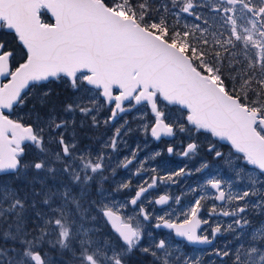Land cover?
<instances>
[{
    "label": "snow or ice",
    "instance_id": "obj_1",
    "mask_svg": "<svg viewBox=\"0 0 264 264\" xmlns=\"http://www.w3.org/2000/svg\"><path fill=\"white\" fill-rule=\"evenodd\" d=\"M197 8L208 10L216 21L215 29L205 16L196 13ZM44 10L54 22L41 19ZM184 15L194 16L202 23L185 25L184 29L168 25L169 18L178 21ZM0 30L13 32L20 45L17 59V49L0 41V174L19 175L24 167L37 173L46 169L55 175L57 169L49 167V161L43 158L23 164L25 142H31L40 154L47 153L44 136L47 129L51 142L59 146L54 160L63 165L59 171L69 181L62 185L63 191L58 188L33 193L31 208L38 232L28 231L24 222L27 196L21 198L18 192L3 189L0 219L8 217L9 227L2 233V239L11 241L13 246L0 248V264H49L42 250L45 243L72 251L79 264H125L126 258L137 249L151 255L154 264H180L179 259L172 260V246L165 239L158 242L153 239L150 246L141 247L146 229L140 223L133 224L132 217L125 219L107 198L103 201L88 198L87 189L96 176L102 177L101 183L107 179L103 177L105 154L102 152L93 160L90 154L77 152L75 140L69 141L61 131L67 129V120L49 115L45 129L38 127L42 123L39 113L36 123L25 124L22 118H10L17 108L26 106L32 89L39 91L50 80L65 78L75 91L94 90L89 97L92 107L73 101L65 108L68 113L78 109L85 117L92 115L100 106L99 98L110 109L111 115L105 121L108 123L143 106L145 113L133 119L138 120L145 134L150 129L153 139L173 137L177 127L181 133L209 134L226 142L238 154L233 169L238 182H242L244 174L241 167L246 170L251 166L258 173L250 174L247 187L235 194L231 189L225 190L226 181L218 175L201 186L213 190L209 217H230L227 228L217 223L211 227V236L199 234L201 225L209 224L208 219L200 218L206 198L203 195L182 212V219H172L175 212L155 217V228L172 230L176 237L190 244L212 245L226 231L237 233L239 239V232L250 223L246 218L250 206L264 212V0H0ZM225 60L231 87L224 76ZM49 94L43 91L36 98L43 105ZM162 104L178 106L182 118L167 122ZM92 121L98 126L95 116ZM129 123L125 120L104 147L115 151L122 132L131 130ZM197 148L195 142L188 143L182 154L189 156ZM167 151L173 153L174 148L169 146ZM138 152L139 149L132 151L122 167L136 162ZM209 152H214L216 158L223 156L214 144L209 146ZM158 155L159 152L151 158ZM228 164L232 166L231 160ZM207 167L204 164L195 171ZM191 174L182 167L166 177L153 176L128 203L139 205L138 216L150 223L152 216L142 202L146 194L158 182L176 184L178 177ZM70 185L80 187L79 196L73 195ZM129 187V183L122 182L117 190ZM97 194L105 196L102 187ZM57 199L60 203L53 208ZM170 199L164 194L149 203L168 205ZM181 199L175 197L177 205ZM215 202H220L221 209L227 205L228 210L217 212ZM41 206H46L50 213L41 211ZM100 219L112 230L111 234H103L102 239L97 225ZM52 235L55 240L48 239ZM262 245L264 227L253 230L247 246L240 243L233 251L229 245L227 249H215L212 254L221 259V264H225L224 257L230 256L233 264H264ZM184 264L190 262L185 260Z\"/></svg>",
    "mask_w": 264,
    "mask_h": 264
},
{
    "label": "flooded vegetation",
    "instance_id": "obj_2",
    "mask_svg": "<svg viewBox=\"0 0 264 264\" xmlns=\"http://www.w3.org/2000/svg\"><path fill=\"white\" fill-rule=\"evenodd\" d=\"M197 14H201L205 16L210 23V14L207 9L197 8ZM195 20V17L192 16ZM196 21V20H195ZM172 21H167V23H171ZM197 23H202L201 21H196ZM211 24V23H210ZM169 25V24H168ZM177 27V26H172ZM180 28V27H179ZM215 29V27H213ZM199 34V33H197ZM211 39V36H209ZM9 48H15L17 51L20 50V45L16 43V45L10 46ZM19 59V58H17ZM228 79H226L227 81ZM7 80H4V82ZM33 90V89H32ZM31 90V91H32ZM31 93V92H30ZM87 95V94H81ZM72 97L77 96V94H71ZM32 96H28V100H31ZM68 101V98L65 102ZM82 105H88V107H92V103L88 102L85 98H82ZM72 100H69L65 106L69 103H72ZM88 102V103H87ZM105 107L107 109L98 107L97 111H94V116L99 121L98 126H94L91 120V115L87 116V119H81L80 115L77 114L70 124L68 125L65 133L66 139L69 141L75 140L77 144V152L84 153L85 156L91 155L93 160L96 159L97 155L100 153L105 154L104 166L105 170L103 172V177H107L106 180L102 181V177L97 175L95 180L91 182L90 187L87 189L90 196L88 197L90 200H99L103 201L107 198V202L109 204H115L116 208L119 209L120 213L127 219L128 217H132L133 224L140 223L141 227L146 229L143 240L141 242V247L150 246L152 244L153 239L158 242L160 239H165L171 246L173 245L171 251L177 252V249L185 250L187 252H198L202 253L205 251L208 254H211L215 249H220V243L222 240V232L219 234L212 245L209 247H204L203 249H196L195 247L188 246L186 243L180 240H176L172 230L164 229V228H155L154 225L157 223L155 217L166 215L171 213V210H175L178 208H184L185 206L191 205L196 198L201 196L200 190L198 192H192L190 189L199 188L197 186V182L201 181L204 176H211L212 173H215V176L218 175L220 178L225 180V176L218 174V170H222L225 174H228L225 167H227L228 161L231 160L232 163H236V156L238 154H234V150L231 149V146L223 141H218L216 138L211 137L209 134L205 133H196L195 131L184 132L181 133L178 130V127L175 131V135L173 137H161L160 140H155L150 135V129L148 134H145L143 129L140 127L138 120L133 119L139 114H144L145 109L143 106L138 107L137 112H131L126 114H120L114 121H109L107 124H104L101 117L106 115L105 110H109L108 118L111 115L110 109L108 105L103 101ZM36 108L47 109L48 106L44 105L41 107V104L38 101L35 102ZM100 105V102L98 103ZM52 108V107H49ZM162 110L166 114L167 122L174 123L172 119L168 117L169 113H178L181 115L178 106L175 105H161ZM61 109V107H59ZM26 112V107L24 108ZM80 111L77 109V113ZM63 113V111H62ZM74 112L68 113L64 111L62 118L67 120L66 117L69 115H73ZM42 115V114H41ZM32 116V115H31ZM125 117V120H132L129 123V130L125 129L121 136L120 141L117 144L116 150H112L110 147L105 148V143H110L111 138L115 134L117 128L121 127V125H116V122L120 121ZM10 118L17 119L22 118L25 124L33 123L31 119H27L25 116H18L17 118H13L12 114H10ZM148 120H151V116H148ZM114 126V127H113ZM129 132V133H128ZM72 133V134H71ZM195 142L198 145L197 150L190 154L189 156H184L182 153L187 146L188 143ZM47 143H45L46 146ZM215 145L216 150L223 153L222 158H216L214 152H209V146ZM49 146L52 148L53 152L59 151V146L55 143H50ZM172 146L174 148L173 153H169L167 151L168 147ZM34 146L31 143H25V153L23 156V164L29 165L31 157V149ZM139 149L138 158L136 162H134L130 167L124 168L122 167L126 158H131L132 151ZM159 152L160 155L155 156V158H151L155 153ZM51 162L55 164V168L57 166L60 169L63 167L59 162H54L49 158ZM207 164L208 167L205 168L201 172H196L197 168H201L202 165ZM240 165H243V161L240 162ZM186 168L191 171V175L178 177L176 184H170L167 182H158L157 186L149 191L146 194V198L143 199V205L146 210L152 216L151 222H144L142 217L138 216V207L132 206L128 203V201L135 196V192L138 190L140 186H146V182L150 183L151 178L153 176L156 177H166L167 175L178 171L180 168ZM23 168V167H22ZM35 170V169H34ZM244 170V169H243ZM250 171L256 173V170L252 169L251 166H248L246 170H244V174H250ZM36 172V171H35ZM32 173V172H31ZM138 173V174H137ZM258 174V173H257ZM10 174H2L0 175V181L5 179L6 177H10ZM211 178V177H210ZM53 180L56 182L58 186H55V190L59 188L60 191L63 190L62 185L68 184V178L60 171L56 172L53 176ZM31 181V180H30ZM207 181V180H206ZM53 181L50 178H47L46 184H50ZM129 183L130 187L127 189L117 190L118 186L121 183ZM62 184V185H61ZM239 187H247L246 185H242L241 182L237 183ZM73 191V195H80V187L76 185H70ZM103 188L105 196L101 197L97 194V189ZM225 190H229L227 183L224 185ZM41 188V186H38ZM42 188H46L43 186ZM110 193V194H109ZM167 194L171 197L168 205H156L154 202L149 203V201H154L159 195ZM213 195V190L207 188V195L205 196V200L202 202V209L200 212L201 219H208V225H201V230H198L199 234H207L211 236V227L213 225V221L217 220L222 222L226 220L228 222L230 217H223L219 215H214L211 218L208 213L211 210L212 204L214 201L210 198ZM181 196L182 199L177 205L175 201V197ZM217 204V212L223 210L219 206V202H215ZM123 206V207H121ZM226 207V205H225ZM224 207V208H225ZM248 214V213H247ZM92 215H96L95 212ZM249 214L246 216L248 217ZM250 222V221H249ZM97 225L100 229V237L103 238V234L108 233L111 234L112 230L109 225H106L102 219L97 221ZM89 226V225H88ZM91 226V225H90ZM248 231V226L245 228ZM244 229V230H245ZM151 233V236L148 235ZM230 235V234H229ZM228 237V234H227ZM95 238V237H94ZM217 260H221L214 256ZM224 261L228 260L227 257L223 258ZM154 264V260L152 261L151 255L143 254L139 249L135 250L129 257L126 258L125 264Z\"/></svg>",
    "mask_w": 264,
    "mask_h": 264
},
{
    "label": "rangeland",
    "instance_id": "obj_3",
    "mask_svg": "<svg viewBox=\"0 0 264 264\" xmlns=\"http://www.w3.org/2000/svg\"><path fill=\"white\" fill-rule=\"evenodd\" d=\"M169 21H172L171 23H168L170 27L178 26V27H180V29H184L185 25L194 26L196 24V21L192 18V16H187V15L182 16L178 21L175 19H172V18H169ZM210 23L213 25V27H216V21L213 20L211 15H210ZM238 23H243V21L238 20ZM10 34H12V33H10ZM195 35L199 36V34H197V33H195ZM17 58H19V51H17ZM224 76H225V79H228L227 80L228 86L231 87L232 81L229 78V69H228L227 60L224 61ZM237 87H239L238 84H237ZM43 91H48L50 94L47 97L46 103L41 105V107L46 105V106H48V108L47 109H41V108L37 109L35 102L38 101V99L36 97L40 93H42ZM71 94H77V96L72 97ZM81 94H87V95H81ZM93 95H94V90L92 92H87V93L83 89H81L80 91H75L71 87V85L67 82V80L65 78H61L59 80H54L48 84H45V87L43 89H40L39 91L37 89H33L31 91V93H29V96H32V99L28 100L26 106H24L22 109L17 108V110L14 113H12V117L17 118L18 116L21 115V116L27 117V119H31L33 123H36V114L39 113V115L42 118V123H40L38 125V127H45V129H46V124H47L49 115L56 117L57 119L62 118L61 114H64V111L66 108L65 104H67L69 102V100L75 101L77 104H82L83 103L82 98H85L88 102H90L89 97L93 96ZM67 98H68V101L65 102V100ZM99 102H100L101 108L107 109L103 103V100L98 98L97 103H99ZM38 103L41 104L39 101H38ZM84 106L88 107V105H84ZM25 107H26V110L28 112H26L24 110ZM49 107H52V108H49ZM59 107H61V109H59ZM33 108H35V111H31ZM62 111H63V113H62ZM105 112H106V115L102 116L101 119H102L104 124H107V123H105V121H107L109 110H105ZM77 114L80 115L81 119L84 118V119L88 120L87 117H85L81 112L77 113V110H76L73 113V115H69L66 117V119L68 121V125L70 124L72 119ZM92 116H94V112L92 113L91 118H92ZM168 117L170 119H172L173 122L182 118L181 115L178 113H169ZM88 121L93 123V121H91V120H88ZM124 121H125V117L123 119H121L120 121L116 122V124L114 126L122 125V124H124ZM61 131L65 132L66 129H62ZM44 136H45V143H47L45 146L48 149L47 153L46 154H40L38 152V150L35 149V147H34L33 149H31L30 159H33V161H35L37 159L43 158V159L49 161V164H48L49 167L55 168V164L53 162H51L49 159V158H51V160H53L55 162L54 152H53L52 148L49 146V144L51 143V137L49 136L47 129L45 130ZM33 161H30L29 163H32ZM235 167H236V163L235 164L232 163V166L227 164V167H225V169L228 172V174H225L222 170L217 169L218 174L225 176V181H226L229 189L232 190L233 194H235L236 191L244 189V187H239V185L237 184L238 181L234 177L233 169ZM55 169H57L56 172H60L59 171L60 167L57 168V166H56ZM241 170L244 172L242 167H241ZM35 171L36 170H34L32 168H24L23 167V168H21L19 175H11L10 177H6L5 179H2L0 181V195L3 194V189L5 187H7L12 191L18 192L19 195L21 196V198L27 196L29 203H28V206H27L26 211H25V221L24 222L27 226L28 231H30V232H32V231L38 232V230H36L34 228V225L37 221H35V219H34V211L31 208V201L34 198L33 193L34 192L39 193L41 191L47 192L49 190L56 191L57 189L55 190V186H58L56 184V182L53 180L54 175L52 173L47 172L46 169L40 171L39 173H37V171L36 172ZM250 174H257V173L250 171ZM250 174H247V175H246V173L243 174V176L241 178L242 179V182H241L242 185H246V184L248 185V176ZM212 176H215V173H212L211 176L205 175L201 181L197 182V186L200 188V192L202 195H207V188H203L201 186L203 184H205L206 180ZM47 178H50L53 182L50 184H46L45 182L47 181ZM229 181H230V183H229ZM38 186H41V188H38ZM43 186H46V188H42ZM39 199L42 200L43 196H41ZM250 199L255 200L256 197H251ZM59 203H60V200L57 199L53 203V208L57 207L59 205ZM189 206H185L184 208H178L175 210H171L172 212L176 213V215L172 216L171 218L172 219H178V218L182 219L183 218L182 212L187 211ZM4 207H7V205L5 204ZM40 210L50 213V210L46 206H41ZM223 210H228V206L226 205V207ZM247 213L249 214V216L246 218L250 221V223L248 225V231L245 229L242 232H239V239H237V233H235V232H227L226 231V232L222 233V240L220 243V249H227L228 246L231 245V248L234 251L236 246L240 243H245V245L247 246V241L250 239L253 230L264 227V212H261L259 210H252L251 206H250L249 211ZM247 213H246V216L248 215ZM8 222H9L8 217L0 219V248H9V247L13 246L11 241L5 242L2 239V233L4 231L8 230V227H9ZM217 223L223 225L224 228H227L228 224L231 223V219L228 222H226V220H223L222 222H219L217 220L213 221V225H216ZM86 226H88V225H86ZM227 234H228V237H227ZM48 239L49 240H55L56 236L55 235L49 236ZM262 246H264V245H262ZM172 247H174V246L172 245ZM172 247H171V249H172ZM42 250L44 253L47 254V259L49 261V264H79L78 260L73 259L72 251L61 250L59 245H56V247H52L51 245L45 243ZM177 250H178L177 252L173 251L174 255L172 256V260L176 261L177 259H179L180 264H184L185 260H188L190 262V264H195V261H197V260L199 261V264H221V260H217L216 258H214V256L206 253L205 251H203L202 253H198V252H187L185 250H180V249H177ZM76 255H79L78 244L76 245ZM151 259H152V261L154 260V258L152 256H151ZM227 259L228 260L224 261L225 264H233V258L231 256L227 257ZM146 264H150V263H146Z\"/></svg>",
    "mask_w": 264,
    "mask_h": 264
},
{
    "label": "trees",
    "instance_id": "obj_4",
    "mask_svg": "<svg viewBox=\"0 0 264 264\" xmlns=\"http://www.w3.org/2000/svg\"><path fill=\"white\" fill-rule=\"evenodd\" d=\"M0 35H1L0 41L6 42L8 47L16 45V41L12 38L13 37L12 35L9 36L8 34L4 32H1Z\"/></svg>",
    "mask_w": 264,
    "mask_h": 264
},
{
    "label": "water",
    "instance_id": "obj_5",
    "mask_svg": "<svg viewBox=\"0 0 264 264\" xmlns=\"http://www.w3.org/2000/svg\"><path fill=\"white\" fill-rule=\"evenodd\" d=\"M44 11L46 12V14L49 15L50 20H51L52 22H54L53 18L51 17V14L48 13L46 10H44ZM5 31L14 34L13 32H11V31H9V30H5ZM14 35H15V34H14ZM5 83H6V82H5ZM25 143H26V142H25ZM28 143H31V142H28ZM225 143H226V142H225ZM0 175H2V174H0ZM219 203H220V202H219ZM109 226H110V225H109ZM110 228H111V227H110ZM173 233H174V232H173ZM174 236H175V233H174ZM175 238H177L178 240H184V239L181 238V237H176V236H175ZM184 241H185V240H184ZM185 242H186L188 245L193 246V247H197V248L210 246V245L190 244V243H188L187 241H185Z\"/></svg>",
    "mask_w": 264,
    "mask_h": 264
},
{
    "label": "bare ground",
    "instance_id": "obj_6",
    "mask_svg": "<svg viewBox=\"0 0 264 264\" xmlns=\"http://www.w3.org/2000/svg\"><path fill=\"white\" fill-rule=\"evenodd\" d=\"M128 121H130V123L132 122V120H128ZM128 128H129V125H128ZM131 130H132V129H131ZM129 132H130V131H129ZM129 132H128V133H129Z\"/></svg>",
    "mask_w": 264,
    "mask_h": 264
}]
</instances>
